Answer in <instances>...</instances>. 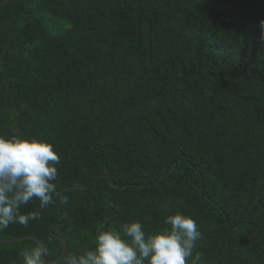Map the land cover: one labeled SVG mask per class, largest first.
Returning a JSON list of instances; mask_svg holds the SVG:
<instances>
[{"label":"trees","instance_id":"1","mask_svg":"<svg viewBox=\"0 0 264 264\" xmlns=\"http://www.w3.org/2000/svg\"><path fill=\"white\" fill-rule=\"evenodd\" d=\"M0 134L52 143L68 198L23 206L40 218L0 239L35 236L52 261L59 238L79 253L179 212L203 264H264V0H9ZM26 247L0 244V264Z\"/></svg>","mask_w":264,"mask_h":264},{"label":"clouds","instance_id":"2","mask_svg":"<svg viewBox=\"0 0 264 264\" xmlns=\"http://www.w3.org/2000/svg\"><path fill=\"white\" fill-rule=\"evenodd\" d=\"M59 154L54 145L38 138L0 134V232L10 224L27 227L40 218V212L22 213L21 208L39 200L41 210L53 197L67 204L57 192ZM170 227L147 234L144 225L133 221L121 229H100L95 247L62 256L57 264H203L202 253L194 251L202 233L196 220L177 212L165 218ZM44 246L24 248L21 264H48Z\"/></svg>","mask_w":264,"mask_h":264},{"label":"water","instance_id":"3","mask_svg":"<svg viewBox=\"0 0 264 264\" xmlns=\"http://www.w3.org/2000/svg\"><path fill=\"white\" fill-rule=\"evenodd\" d=\"M9 0H4L2 2H0V6L4 5L8 2ZM30 240L32 242H34L36 244V246H43L42 242L35 236H25V237H21V238H16V239H0V244H17V243H21L24 241ZM59 240L62 243V252L61 255L56 259V260H52V261H48V264H55L57 263V261L66 254L67 249H68V245L66 242V237L63 238H59Z\"/></svg>","mask_w":264,"mask_h":264}]
</instances>
